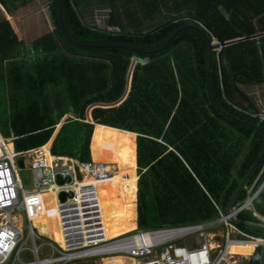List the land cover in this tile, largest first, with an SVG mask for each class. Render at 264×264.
<instances>
[{
  "label": "trees",
  "instance_id": "trees-1",
  "mask_svg": "<svg viewBox=\"0 0 264 264\" xmlns=\"http://www.w3.org/2000/svg\"><path fill=\"white\" fill-rule=\"evenodd\" d=\"M91 1L110 9L117 30L83 20ZM118 1L61 0L64 32L59 0H0L3 134L44 161L45 153L116 166L103 182H78L94 184L100 201L109 190L104 240L137 225L217 219L264 181V120L237 89L264 83V0H140L145 21L132 29ZM69 109L76 119L63 125ZM54 199L38 198L32 217L56 216L65 246ZM253 205L264 217V192ZM233 224L264 238L253 210ZM241 264H264V247Z\"/></svg>",
  "mask_w": 264,
  "mask_h": 264
},
{
  "label": "built area",
  "instance_id": "built-area-1",
  "mask_svg": "<svg viewBox=\"0 0 264 264\" xmlns=\"http://www.w3.org/2000/svg\"><path fill=\"white\" fill-rule=\"evenodd\" d=\"M15 139L13 132L8 138L0 134V264H73L91 260L102 264L103 258L111 256L132 258L136 264H241L245 261L238 259L234 248L264 247V238L247 235L233 224L240 212L251 210L264 185L240 206L225 214L219 211L216 220L149 229H139L137 225L132 232L104 240L101 204L94 184L81 187L78 200L73 204L66 201L72 196L65 201L60 199L61 192L67 191L59 193L60 220L66 241L61 247L38 236L32 226V212L39 205L36 196L51 187L63 189L84 178L103 182L111 178L113 172L105 163L56 156L51 150L55 160L52 166H47L42 158L33 154L35 149L19 152L14 147L10 151L7 144L9 141L14 144ZM27 157L31 160L27 161ZM26 166L35 175V191L31 193L24 190L19 177L20 170ZM58 177L64 180L62 185L58 184ZM255 215L264 226V217ZM218 225L225 226L226 235L221 237V243L214 244L216 234L212 231ZM244 255L240 257L243 259Z\"/></svg>",
  "mask_w": 264,
  "mask_h": 264
},
{
  "label": "rangeland",
  "instance_id": "rangeland-1",
  "mask_svg": "<svg viewBox=\"0 0 264 264\" xmlns=\"http://www.w3.org/2000/svg\"><path fill=\"white\" fill-rule=\"evenodd\" d=\"M97 4L98 3L96 1H91L88 5L87 9H84L82 11V18L87 23H91L90 22L91 18H94L93 20H95L96 27L104 29L103 23L105 20L109 19V15H110L111 11H110V9L102 8ZM117 9H118L117 12L121 16V18H120L121 21L123 23L127 24L129 29H132V27H133L132 23L133 22L144 23V21H145V18L143 16L141 8H140V0H129L128 2L125 0L118 1L117 2ZM92 12L94 14L93 16H91ZM3 18H4V13L2 12V10L0 8V20H2ZM109 29L110 30H117V28H113V27H110ZM239 88L242 91L243 96L246 99H248L250 102L255 104V106L259 112V116H261V118H264V83L244 85V86H239ZM1 99H2V94L0 93V134L4 138H6L5 135L3 134L4 125H5V119L4 118L8 117L6 115L8 113L4 112L5 109H3L4 106L1 104ZM242 103L244 104V102H242ZM66 117H64L63 119L65 120ZM7 146L9 147V149L11 151H13L14 145L12 144V142L9 141ZM11 147H12V149H11ZM46 157H47V155H46ZM30 160H31V157H27V161H30ZM109 169L113 172L112 174L118 172L115 165ZM137 174H138V172H137ZM19 177H20L21 183L23 185V188L26 192L31 193V192L35 191V187H34L35 175L33 174L32 170L28 166H26V168L20 170ZM138 179H139V175H138ZM261 185H264V181ZM108 191H106L105 188L100 189V192L102 195L101 201H100L101 209L103 208L104 197ZM262 192H264V190ZM56 196L57 195H54V196L49 195L48 196L49 201H50L51 197H55L54 200L59 201L58 196L57 197ZM36 197L40 198V197H46V196H43L42 193H40ZM54 203H55V208H57L59 205L57 204V202H54ZM250 208H251V210H253L256 213L254 205L251 206ZM136 212H137V201H136ZM223 214H225V213L223 212ZM259 217H262V216H259ZM214 220H216V219H214ZM33 226H34V229L37 231L34 223H33ZM138 228H139V225H138ZM212 233L216 234L215 237L213 238L214 244L221 243V241H222L221 237L223 236V238H224V236L226 235L225 226L224 225H218L217 227H215V229L212 231ZM234 252L237 254V257L240 261H242V260L245 261L247 256L251 253V250H250V248H247L244 246V247H240V248H235ZM242 254H245L243 259L240 257ZM73 264H94V260H91L89 262H85V261L84 262H75ZM102 264H133V260L131 258H128L125 256H119V257L114 256V257H110L107 259L103 258Z\"/></svg>",
  "mask_w": 264,
  "mask_h": 264
},
{
  "label": "bare ground",
  "instance_id": "bare-ground-1",
  "mask_svg": "<svg viewBox=\"0 0 264 264\" xmlns=\"http://www.w3.org/2000/svg\"><path fill=\"white\" fill-rule=\"evenodd\" d=\"M7 148L9 149L8 146H7ZM1 155H2V152L0 150V156ZM44 155H45V161H44L45 164L47 166H52V163H53V161L55 159L50 158V156L46 157L45 153H44ZM104 188H106V187H104ZM61 190H65L67 192H70V193L73 194L72 196L75 197V196H77L78 191H79L78 182H75L73 185H71L69 187H66V188H63V189H60V188H57V187H54V188L51 187V189H49L48 191L42 192V195L43 196L58 195L61 192ZM54 219H55V221H52L51 219H33V217H32V226H33V223H34L35 227L37 229L36 233H37L38 236L47 238V239L53 241L54 243L58 244L59 246L64 247L63 240H62V234H61V231H60V228H59L58 218L55 216ZM45 225H48L49 228L48 229H44L43 227ZM33 228H34V226H33ZM110 240H112V239H110ZM240 247H242V246H239V247H236V248H240ZM245 247L250 248L251 252L254 251V248L251 245H247ZM234 249H233V251H234ZM111 257H114V256H111ZM116 257H119V256H116ZM107 258H110V257H105L104 259H107ZM133 264H136L135 260H133Z\"/></svg>",
  "mask_w": 264,
  "mask_h": 264
},
{
  "label": "water",
  "instance_id": "water-1",
  "mask_svg": "<svg viewBox=\"0 0 264 264\" xmlns=\"http://www.w3.org/2000/svg\"><path fill=\"white\" fill-rule=\"evenodd\" d=\"M59 4H60V10H59V15H60V22H61V26H62V28H63V31H64V26H63V21H62V11H61V0H59ZM65 32V31H64ZM254 37H258V35H256V36H254ZM254 37H251V38H254ZM234 43V42H233ZM229 44V43H228ZM228 44H222L221 46L222 47H225V46H227ZM237 89L240 91V93L242 94V91L240 90V88L239 87H237ZM68 118H73V119H76V115L73 113V110L71 109V113L69 114V116H67L66 118H65V120L63 119V125L65 124V122L67 121V119ZM62 125V126H63ZM53 145H54V143H53ZM53 145H52V147H53ZM52 149V148H51ZM20 166L21 167H23L24 166V164H23V162L21 161L20 162ZM57 182H58V184H60V185H62L63 183H64V180L61 178V177H58L57 178ZM73 194L72 193H67V192H61V194H60V199H61V201H65V199L68 197V196H72Z\"/></svg>",
  "mask_w": 264,
  "mask_h": 264
},
{
  "label": "crops",
  "instance_id": "crops-1",
  "mask_svg": "<svg viewBox=\"0 0 264 264\" xmlns=\"http://www.w3.org/2000/svg\"><path fill=\"white\" fill-rule=\"evenodd\" d=\"M100 7L105 8V7H103V6H100ZM105 9H108V8H105ZM105 9H104V10H105ZM93 15H94V14H93V12H92V13H91V16H93ZM93 19H94V18H91V21H90L91 23H89V24L96 26V25H95V24H96V23H95V20H93ZM107 22H108V20H105L104 23H103V24H104V29H105V28H108V29L110 28V27H108ZM70 113H71V109H69L68 113H67L64 117L69 116ZM64 117H63V118H64ZM63 118L61 119V121L63 120ZM61 121H60V122H61ZM13 145H14V144H13ZM44 147H45V146H44ZM42 148H43V147H42ZM107 165H108V167H110V164H107ZM52 188H54V187H52ZM50 189H51V188H50ZM250 254H252V252H251ZM247 258H248V257H247ZM247 258H246V260H247ZM246 260H245V261H246Z\"/></svg>",
  "mask_w": 264,
  "mask_h": 264
},
{
  "label": "flooded vegetation",
  "instance_id": "flooded-vegetation-1",
  "mask_svg": "<svg viewBox=\"0 0 264 264\" xmlns=\"http://www.w3.org/2000/svg\"><path fill=\"white\" fill-rule=\"evenodd\" d=\"M43 228H44V229H48L49 227H48V225H45Z\"/></svg>",
  "mask_w": 264,
  "mask_h": 264
}]
</instances>
